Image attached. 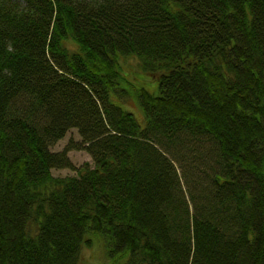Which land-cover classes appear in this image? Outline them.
<instances>
[{"label": "trees", "instance_id": "trees-1", "mask_svg": "<svg viewBox=\"0 0 264 264\" xmlns=\"http://www.w3.org/2000/svg\"><path fill=\"white\" fill-rule=\"evenodd\" d=\"M97 235L112 264H264V0H0V264Z\"/></svg>", "mask_w": 264, "mask_h": 264}, {"label": "rangeland", "instance_id": "rangeland-1", "mask_svg": "<svg viewBox=\"0 0 264 264\" xmlns=\"http://www.w3.org/2000/svg\"><path fill=\"white\" fill-rule=\"evenodd\" d=\"M67 45L71 49H76V45L72 41H69ZM119 62L121 64V72L127 80L135 83L136 85L144 84L149 88L152 86L153 80L155 79L142 70L140 61L136 56H120ZM151 89H153V87H151ZM124 104L126 107L130 108V110H134L139 116H141L138 112V106L134 101L127 100ZM70 141H81L78 130L75 128L70 129L66 136L53 145L51 149L53 151L60 152L69 144ZM68 156L77 168L83 166L85 163L93 166L92 157L85 150L72 149L68 152ZM52 173L54 176L63 177L77 174L76 170L68 168H55L52 169ZM92 240V245L85 246L82 250L81 264H112L107 250V244H109V242H107V240H105L101 235L94 236Z\"/></svg>", "mask_w": 264, "mask_h": 264}]
</instances>
